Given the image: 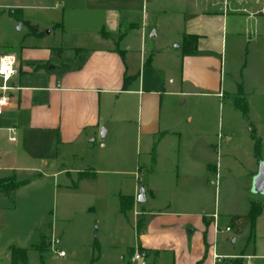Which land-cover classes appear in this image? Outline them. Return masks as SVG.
<instances>
[{
  "label": "crops",
  "instance_id": "obj_1",
  "mask_svg": "<svg viewBox=\"0 0 264 264\" xmlns=\"http://www.w3.org/2000/svg\"><path fill=\"white\" fill-rule=\"evenodd\" d=\"M8 17L24 35L0 44V56L13 54L17 69L0 115V179L28 180L17 195L49 186L47 195L65 199L88 185L92 201L84 218L72 212L61 220L84 230L93 258L103 247L94 230L111 217L104 205L112 194L101 190L100 174L119 175L115 213L119 227L131 225L135 234L127 252L144 249L141 264H221L237 256L217 244L216 212L178 200L207 195L216 173L214 146L225 147L198 124L207 117L191 103L225 98L227 50L249 58L264 34V0H72L58 25L64 31L52 41L54 31L31 33L33 21L24 11L23 20ZM192 35L197 51L185 53V37ZM247 70L246 64L244 85ZM128 181L135 183L132 191ZM142 187L147 202L137 203L139 213L133 209L128 218L120 197L136 200ZM50 236L59 243L55 220ZM30 243L8 242L0 255L12 264L10 248Z\"/></svg>",
  "mask_w": 264,
  "mask_h": 264
},
{
  "label": "rangeland",
  "instance_id": "obj_2",
  "mask_svg": "<svg viewBox=\"0 0 264 264\" xmlns=\"http://www.w3.org/2000/svg\"><path fill=\"white\" fill-rule=\"evenodd\" d=\"M71 1L0 0V44L8 39L18 40L24 35L20 25H14L8 17V13L17 6L23 7L26 18L33 21L34 29L31 33L42 36L49 31H54L50 40H55L58 34L64 31L58 25L62 22L64 11L70 8ZM250 50L249 58L243 57L242 60L230 49L227 50L225 98L204 100L198 104L191 103L192 109L194 105L197 106V111L207 117V120H198V124L211 128L214 131L215 143L223 139L225 147L221 149L220 146H214L212 159L216 166V173L207 195L194 200L178 201H192L189 205L191 208L195 202L196 206H205L208 213L216 212L220 216L218 226L220 232L216 240L222 247V251L238 254L237 256L246 253L250 255L247 256V264H264V194H256L253 188L254 175L259 170L258 164L264 160V34L256 38ZM246 64L249 80L248 84L244 85L242 77ZM240 85L244 89L248 104L247 115L239 110L234 102L236 96L233 97V93L238 94ZM219 134H221L220 137ZM255 138L259 144L257 152ZM98 144L99 142H93L92 145L97 147ZM219 147L220 152L217 153ZM137 153L133 150L134 158L138 157ZM99 176L101 184L98 183L101 190L110 191L112 194L107 197L104 205L111 217L103 223L99 231L94 230L93 237L99 235V239L103 242L100 253L95 251V258H93L92 249L82 241L81 235L84 230L78 228L76 231L75 227L67 226L66 222L61 220L62 215L72 212L76 213L77 218H84L85 209L92 201L86 196L89 194L86 192L88 185L82 188L81 195H74L67 199L63 196L47 195L49 186L41 190L32 186L22 195H17L15 192L9 196L0 194V254L3 253L8 242L19 245L30 241L28 264H130L127 248L134 244L135 234L131 225L123 229L119 227L121 226L120 218L115 213L116 198L113 191L118 187L119 175L100 174ZM6 179L3 178V180ZM134 184L128 181L126 185L129 190H127L132 191ZM142 184L140 182V185ZM99 185H96V189ZM89 186L92 187L93 184ZM251 202L263 207L262 214L256 223L247 224L239 233H236L234 228L226 231V226H231L235 215L249 213ZM137 208H140L139 205ZM127 216L128 218L133 216V212L128 213ZM53 220L60 234L59 243L51 241ZM66 242H71V245ZM45 245L49 247L41 256L36 248ZM134 250L135 248L131 249V251ZM61 251L66 254V257H61ZM121 254L125 256V260L119 258ZM3 257L0 255V264H7ZM228 258L231 257L223 260Z\"/></svg>",
  "mask_w": 264,
  "mask_h": 264
},
{
  "label": "trees",
  "instance_id": "obj_3",
  "mask_svg": "<svg viewBox=\"0 0 264 264\" xmlns=\"http://www.w3.org/2000/svg\"><path fill=\"white\" fill-rule=\"evenodd\" d=\"M11 15L17 20H23V11L21 8H16L11 12ZM29 25L30 23L27 22ZM33 27V26H32ZM197 36H186L184 40V52L185 53H195L197 51ZM126 86V85H125ZM235 104L239 110H241L244 114L248 113V104L245 99V92L242 85L238 88V94L235 98ZM256 139V138H255ZM255 150L258 151L259 144L257 139L255 140ZM6 181V182H4ZM29 181H18L15 177H11L10 179H0V194L5 196H9L14 193L19 187L27 184ZM4 185V186H3ZM135 206V198L133 196H121L120 197V211L123 215L127 216L128 212L132 211ZM263 211V207L260 205H256L251 202L249 213L246 215H235L232 218L230 228H234L236 233H239L241 229L244 228L247 224H255L258 217L261 216ZM138 232L140 233V227L138 228ZM50 244V243H49ZM49 246L37 247L36 249L40 252L41 256L48 249ZM144 250L143 248H140ZM28 251L29 248H20L17 246H12L10 248L12 264H28ZM245 253H242L240 256H235L223 260L221 264H245ZM197 264H200L198 262Z\"/></svg>",
  "mask_w": 264,
  "mask_h": 264
},
{
  "label": "built area",
  "instance_id": "obj_4",
  "mask_svg": "<svg viewBox=\"0 0 264 264\" xmlns=\"http://www.w3.org/2000/svg\"><path fill=\"white\" fill-rule=\"evenodd\" d=\"M16 73L15 56L13 54H4L0 56V79L2 81V84L0 85V115L5 112L9 105V96L7 95V92L12 89L10 82ZM9 131L11 133L10 140L16 141V128H10ZM135 205H137V201ZM134 211L136 214L139 213L137 207L134 208ZM227 230H230V228L228 227ZM60 255L63 256L64 252H60ZM145 256L146 253L139 247H136L134 251L130 252L129 260L131 263L141 264V261Z\"/></svg>",
  "mask_w": 264,
  "mask_h": 264
},
{
  "label": "water",
  "instance_id": "obj_5",
  "mask_svg": "<svg viewBox=\"0 0 264 264\" xmlns=\"http://www.w3.org/2000/svg\"><path fill=\"white\" fill-rule=\"evenodd\" d=\"M253 188L256 194H264V160L259 162V170L257 174L254 175L253 179ZM136 201L138 204L141 205L147 202L144 187H142L139 193L137 194Z\"/></svg>",
  "mask_w": 264,
  "mask_h": 264
}]
</instances>
